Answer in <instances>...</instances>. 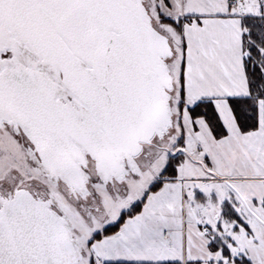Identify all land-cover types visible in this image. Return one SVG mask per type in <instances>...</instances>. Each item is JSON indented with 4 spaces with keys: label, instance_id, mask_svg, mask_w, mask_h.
<instances>
[{
    "label": "snow or ice",
    "instance_id": "1",
    "mask_svg": "<svg viewBox=\"0 0 264 264\" xmlns=\"http://www.w3.org/2000/svg\"><path fill=\"white\" fill-rule=\"evenodd\" d=\"M0 264H264V0H0Z\"/></svg>",
    "mask_w": 264,
    "mask_h": 264
}]
</instances>
